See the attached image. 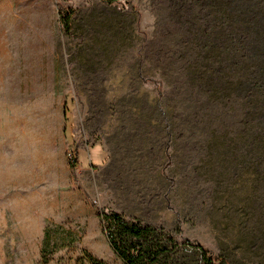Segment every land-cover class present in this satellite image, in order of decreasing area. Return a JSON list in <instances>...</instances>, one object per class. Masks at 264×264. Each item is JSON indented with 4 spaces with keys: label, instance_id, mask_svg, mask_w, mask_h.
I'll list each match as a JSON object with an SVG mask.
<instances>
[{
    "label": "rangeland",
    "instance_id": "374dc122",
    "mask_svg": "<svg viewBox=\"0 0 264 264\" xmlns=\"http://www.w3.org/2000/svg\"><path fill=\"white\" fill-rule=\"evenodd\" d=\"M159 13L151 0H0V264H124L105 209L169 231L178 263L200 264V243L250 264L222 216L201 212L208 183L169 180L185 169L146 121Z\"/></svg>",
    "mask_w": 264,
    "mask_h": 264
},
{
    "label": "trees",
    "instance_id": "16d2710c",
    "mask_svg": "<svg viewBox=\"0 0 264 264\" xmlns=\"http://www.w3.org/2000/svg\"><path fill=\"white\" fill-rule=\"evenodd\" d=\"M151 1L159 20L144 48L158 77L142 78L157 93L146 121L165 138L168 161L185 169L169 180L177 187L208 183L212 202L201 212L220 214L222 234L250 264H264V0ZM71 20L72 13L69 30ZM102 213L124 264H181L175 256L184 243L169 231L112 209ZM189 246L200 264L239 263L227 245L218 257L203 244Z\"/></svg>",
    "mask_w": 264,
    "mask_h": 264
}]
</instances>
